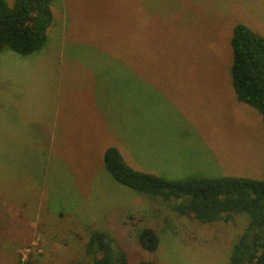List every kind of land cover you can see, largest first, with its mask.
Wrapping results in <instances>:
<instances>
[{
  "label": "rangeland",
  "instance_id": "obj_1",
  "mask_svg": "<svg viewBox=\"0 0 264 264\" xmlns=\"http://www.w3.org/2000/svg\"><path fill=\"white\" fill-rule=\"evenodd\" d=\"M52 7L41 50L0 52V264H94L95 229L129 264H228L248 215H180L117 181L104 153L116 146L169 179L264 178L263 117L235 97L230 43L239 23L264 35V0ZM145 227L158 232L154 251L139 244Z\"/></svg>",
  "mask_w": 264,
  "mask_h": 264
},
{
  "label": "trees",
  "instance_id": "obj_2",
  "mask_svg": "<svg viewBox=\"0 0 264 264\" xmlns=\"http://www.w3.org/2000/svg\"><path fill=\"white\" fill-rule=\"evenodd\" d=\"M53 0H0V52L6 48L22 55L33 54L47 42L53 24ZM231 84L238 101L258 110L264 122V35L246 24H236L232 37ZM104 164L120 183L137 191L169 201L180 215L201 222L236 214L248 215V225L236 241L228 264H264V178L248 176L188 175L169 179L131 166L120 149L110 146ZM139 244L148 251L158 248V232L145 227L139 232ZM105 230L89 233L86 251L94 264H129L122 247ZM138 264H156L142 260Z\"/></svg>",
  "mask_w": 264,
  "mask_h": 264
},
{
  "label": "crops",
  "instance_id": "obj_3",
  "mask_svg": "<svg viewBox=\"0 0 264 264\" xmlns=\"http://www.w3.org/2000/svg\"><path fill=\"white\" fill-rule=\"evenodd\" d=\"M124 156V155H123ZM153 167L152 165H147V164H142V165H139L138 168H151Z\"/></svg>",
  "mask_w": 264,
  "mask_h": 264
}]
</instances>
